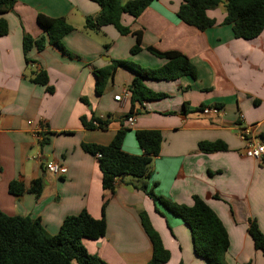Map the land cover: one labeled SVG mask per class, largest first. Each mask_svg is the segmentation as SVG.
<instances>
[{
	"label": "crops",
	"instance_id": "0c3cea01",
	"mask_svg": "<svg viewBox=\"0 0 264 264\" xmlns=\"http://www.w3.org/2000/svg\"><path fill=\"white\" fill-rule=\"evenodd\" d=\"M179 5L180 0H152L136 18L122 14L121 23L130 30L124 35L112 25L84 29L85 17L99 11L91 0H15L0 14L8 26L0 36V211L38 218L48 234H55L65 216L85 209L106 222L102 237L82 240L88 253L109 264H146L152 247L140 224L139 213L144 211L170 252L169 260L160 264H207L194 253L186 224L169 212L158 214L144 190L187 205L197 195L226 229L225 263L264 264L247 232L252 218L264 234V158L245 157L238 136V127L249 125L256 140L264 143V27L252 39L234 37L231 25L223 22L220 3L207 10L214 24L199 30L177 17ZM37 14L63 17L73 27L60 38L62 48L48 42ZM133 31L141 38V50L134 54ZM24 33L37 41L26 54ZM146 47L181 52L196 75L144 79L148 88L165 96L134 102L130 123V95L113 97L128 89L135 73L118 67L97 94L93 70L111 59H128L150 69L165 63ZM39 70L46 72L52 92L31 81L32 71ZM207 105H217L224 113H202ZM91 116L108 122L104 128L84 127L81 117ZM120 129L125 131L121 149L129 154L142 152L135 130H158L162 139L149 176L118 178L111 192L101 186L97 157L81 144L106 145ZM216 140L226 150L203 152L198 146ZM50 159L66 172L47 171L43 163ZM36 179L41 181L38 195L8 191L12 180L28 188Z\"/></svg>",
	"mask_w": 264,
	"mask_h": 264
},
{
	"label": "trees",
	"instance_id": "16d2710c",
	"mask_svg": "<svg viewBox=\"0 0 264 264\" xmlns=\"http://www.w3.org/2000/svg\"><path fill=\"white\" fill-rule=\"evenodd\" d=\"M15 0H0V14L12 8ZM99 6L94 16H86L84 29H97L104 25H112L119 34L130 33L127 26L121 23L122 14L136 18L152 0H91ZM223 3L225 9L224 23L230 24L234 37L252 39L260 34L264 27V0H180L177 17L184 23L204 30L214 24V20L207 15V10ZM37 24L46 33L48 42L62 48L60 38L70 32L73 27L63 17L36 16ZM8 32L6 21L0 17V36ZM135 36V43L130 48L134 54L141 50L140 33L131 32ZM42 42L43 40L39 39ZM33 37L24 33L22 35V50L24 54L30 50ZM146 50L165 60L158 68H143L128 59H111L109 64L95 68V92L101 94L107 82L112 78L118 67H125L135 73L128 94L130 95V110L126 117L131 115L134 102L148 99H158L164 93L154 92L148 88L144 79L173 80L182 75L195 77L196 70L187 56L176 50L160 51L153 47ZM26 63L29 59L26 57ZM31 81L46 86L48 92L52 87L47 85V75L44 70L32 71ZM85 102L86 99H84ZM86 128H104L106 120L91 116L88 120L81 117ZM97 122V125L94 124ZM125 131L117 130L111 141L106 145L82 143L84 151L97 157L101 172V186L103 189L113 191L118 178L126 175L138 178L149 176V165L157 156L161 133L153 129H140L134 131L135 140L142 150L140 154H129L121 149ZM203 152L226 150L225 144L220 141H203L198 144ZM30 190L38 195L41 191V181L36 179L26 188L17 180L8 184V191L18 195ZM154 204L155 211L165 216L166 212L179 217L189 228L194 253L203 258L207 264H226L224 253L228 248V236L224 225L216 213L197 195L192 196L190 205L176 203L162 195L156 194L152 189L144 190ZM140 224L147 235L152 254L146 264L165 263L170 258V252L162 243L159 233L150 223L146 213H139ZM106 228L105 218H93L85 209L77 214L67 215L63 218L58 231L48 234L39 219L26 216H10L0 211V264H109L95 254L87 252L83 239L97 240L104 235ZM247 232L252 238L254 247L264 256V234L258 227L255 219L249 218Z\"/></svg>",
	"mask_w": 264,
	"mask_h": 264
},
{
	"label": "built area",
	"instance_id": "2783aa9c",
	"mask_svg": "<svg viewBox=\"0 0 264 264\" xmlns=\"http://www.w3.org/2000/svg\"><path fill=\"white\" fill-rule=\"evenodd\" d=\"M128 89H124L122 94L114 95V100H120L122 95H127ZM201 112L204 114H215L222 115L224 113L223 109L218 107L217 105H207L201 108ZM243 115H239V119L242 120ZM103 120L101 117L99 118ZM128 122L132 123L133 118L131 116L127 117ZM28 123H31L29 121ZM97 125V122H94ZM238 136L244 142L243 155L245 157L251 158L256 161H261L264 158V143L256 140L255 133L252 129V126L249 125H241L238 127ZM96 157H100L99 153H96ZM44 168L51 172L54 175H61L66 172V168L58 163L55 160H47L44 163Z\"/></svg>",
	"mask_w": 264,
	"mask_h": 264
},
{
	"label": "rangeland",
	"instance_id": "374dc122",
	"mask_svg": "<svg viewBox=\"0 0 264 264\" xmlns=\"http://www.w3.org/2000/svg\"><path fill=\"white\" fill-rule=\"evenodd\" d=\"M149 168H150V165H149ZM189 231V230H188Z\"/></svg>",
	"mask_w": 264,
	"mask_h": 264
}]
</instances>
